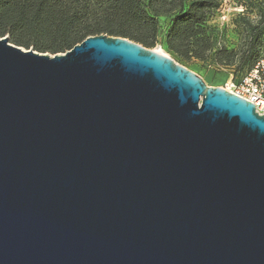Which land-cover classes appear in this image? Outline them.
<instances>
[{"label": "water", "instance_id": "obj_1", "mask_svg": "<svg viewBox=\"0 0 264 264\" xmlns=\"http://www.w3.org/2000/svg\"><path fill=\"white\" fill-rule=\"evenodd\" d=\"M0 264H264V116L123 38H0Z\"/></svg>", "mask_w": 264, "mask_h": 264}, {"label": "trees", "instance_id": "obj_2", "mask_svg": "<svg viewBox=\"0 0 264 264\" xmlns=\"http://www.w3.org/2000/svg\"><path fill=\"white\" fill-rule=\"evenodd\" d=\"M218 9L219 0H0V38L54 56L104 34L163 48L179 65L234 67L241 79L264 58V5L256 21L244 20L238 51L209 25Z\"/></svg>", "mask_w": 264, "mask_h": 264}, {"label": "rangeland", "instance_id": "obj_3", "mask_svg": "<svg viewBox=\"0 0 264 264\" xmlns=\"http://www.w3.org/2000/svg\"><path fill=\"white\" fill-rule=\"evenodd\" d=\"M264 0H219V9L210 17L209 25L219 34V41L229 50H239L244 20L256 21V7ZM166 54L163 48H156ZM182 65V64H181ZM202 79L207 87L221 88L233 74L234 67H202L200 64L184 66Z\"/></svg>", "mask_w": 264, "mask_h": 264}, {"label": "built area", "instance_id": "obj_4", "mask_svg": "<svg viewBox=\"0 0 264 264\" xmlns=\"http://www.w3.org/2000/svg\"><path fill=\"white\" fill-rule=\"evenodd\" d=\"M220 89L252 104L255 113L264 116V58L241 79L231 76Z\"/></svg>", "mask_w": 264, "mask_h": 264}]
</instances>
